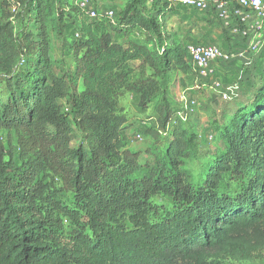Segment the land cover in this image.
<instances>
[{
	"label": "trees",
	"instance_id": "1",
	"mask_svg": "<svg viewBox=\"0 0 264 264\" xmlns=\"http://www.w3.org/2000/svg\"><path fill=\"white\" fill-rule=\"evenodd\" d=\"M49 1L17 0L32 9L31 19L38 26L36 40L27 34L22 49L14 42L12 26L0 27V130L13 129L21 143L25 140L47 154L74 196V209L63 211L83 223L64 237L53 211L39 202L35 166L10 170L13 166L4 160L0 145V264H225L263 259L264 67H255L254 82L243 88L242 101L233 106L228 125L220 131L225 152L210 163L200 185L193 187L183 170V160L191 156V134L177 119L157 176L133 179L138 154L127 148L120 97L124 92L138 94L144 108L157 88L147 68L155 75L186 74L192 68L187 47L168 45L151 13L173 6L162 0H129L113 23L83 21L72 49L71 78L81 88L76 91L51 74ZM103 21L124 38L115 40ZM136 31L156 41V52L126 39ZM63 98L68 116L58 108ZM161 109L163 122H168L171 113L166 105ZM75 125L82 139L72 147ZM226 175L240 180L238 192L221 189ZM159 195L170 199V208L151 202Z\"/></svg>",
	"mask_w": 264,
	"mask_h": 264
},
{
	"label": "rangeland",
	"instance_id": "2",
	"mask_svg": "<svg viewBox=\"0 0 264 264\" xmlns=\"http://www.w3.org/2000/svg\"><path fill=\"white\" fill-rule=\"evenodd\" d=\"M26 1L30 2V0ZM73 1L50 0L48 2L46 29L50 41L51 74L65 81V85H70V88L75 87L74 89L79 91L80 83L71 78L74 68L72 49L81 23L83 21L90 23L91 20L73 10ZM128 1L90 0L93 8L98 11H115L116 21L120 19ZM144 7L149 12L150 8L146 4ZM31 11L27 3L23 5L17 0H0V27L5 24L12 26L14 42L21 49L27 34L32 36V40H36L38 33V26L31 19L33 16ZM155 11L157 10H152V16L157 18L161 34L168 45L171 42L181 43L188 48L211 44L228 53L242 47L235 44L237 43L235 40L234 43L229 41L231 37L227 35L231 34V28L224 25L212 11L199 12L180 6L157 12L159 15ZM102 24L115 40L124 38V35L116 32L108 21H103ZM215 31L217 33L220 31L219 36H214L217 35L214 34ZM219 37H222L221 43H219ZM126 39L144 43L150 51L156 52L158 44L146 33L140 31L129 33ZM256 57L251 62L243 60L217 62L214 66L213 80L219 83V87H214L210 81L202 80L192 70L191 63H188L191 69L186 74L173 71L155 75L152 69L147 68L146 74L155 77L157 88L150 97V101L146 102V106L143 108L139 104V95L133 92H124L119 99V112L126 119L127 148L138 154L137 170L133 179L157 176L160 166L164 163V148L172 138L171 130L177 119L191 134V156L183 160V170L186 171L193 187L200 185L210 163L225 152L226 145L221 139L220 131L228 125L234 111L233 106L242 101L240 94L248 83L247 80H239V77L249 76L252 69L248 71L244 67L251 63L254 67L253 62ZM2 89L0 83V92ZM222 95H227L228 98L224 100ZM57 104L63 115L68 116L70 111L66 99H60ZM163 105L167 106V110L172 115L165 123L161 109ZM73 135L71 145L76 147L82 139V132L76 125ZM23 142L24 144L20 142L18 133L13 129L0 130V145L5 153L4 160L13 166L10 170L35 166L40 190L39 202L53 211L60 233L68 237L83 223L78 219L69 218L62 209H74V196L65 186L62 175L50 163L47 154L42 150L29 147L25 140ZM221 189L238 192L240 180L226 175ZM151 202L161 208L171 207L170 199L163 195L153 197ZM225 264H264V258L251 262H226Z\"/></svg>",
	"mask_w": 264,
	"mask_h": 264
},
{
	"label": "built area",
	"instance_id": "3",
	"mask_svg": "<svg viewBox=\"0 0 264 264\" xmlns=\"http://www.w3.org/2000/svg\"><path fill=\"white\" fill-rule=\"evenodd\" d=\"M169 6L186 7L199 12L213 11L217 18L228 26L232 15L244 13L243 22L251 18L256 21L242 32L244 38L250 39L244 49L232 53L223 52L215 45H195L187 48L190 63L194 72L204 81H210L214 87L219 83L214 81V66L216 63H228L232 60L251 62L261 53L264 46V2L262 0H162ZM74 5L89 19H103L111 23L116 18L115 11H98L93 8L90 0H74ZM79 37V35H76ZM227 95H222L226 100Z\"/></svg>",
	"mask_w": 264,
	"mask_h": 264
},
{
	"label": "crops",
	"instance_id": "4",
	"mask_svg": "<svg viewBox=\"0 0 264 264\" xmlns=\"http://www.w3.org/2000/svg\"><path fill=\"white\" fill-rule=\"evenodd\" d=\"M244 15H245L244 13H242L240 16L232 15L230 22L228 23V27L231 28L230 29L231 34L227 35V37L228 36L231 37V39H229V41L231 40L232 43H234V40H235V42H237L235 44H239L242 46L240 48H236L237 51L244 49L246 44H248L250 41V39L243 37L242 32L244 30H247L248 26L252 25V23H254L256 21L255 19L251 18L250 20H246L243 22ZM241 25L243 26L242 29L240 28ZM219 33H220V31L218 33H217V31H215L214 34H217V35H214V36H219ZM214 39H217V38H214ZM206 41H208V40H206ZM221 41H223L222 37H219V43H221ZM253 63H255L254 67H252V65H253L252 63H251L252 65L248 64L246 67H244V69H247L248 71L250 69H252V72L250 70L249 76H247V75L242 76L241 75L239 77V80H244V81L247 80L246 81L248 83L247 85L252 84L254 82V78H252V77H254L256 75V73L254 72L255 67L257 65H259V67H262V68L264 67V46L262 48V52L259 55H257V57L255 58ZM249 65H251V66H249Z\"/></svg>",
	"mask_w": 264,
	"mask_h": 264
}]
</instances>
